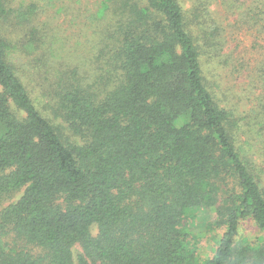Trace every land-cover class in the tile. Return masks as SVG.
<instances>
[{
	"label": "trees",
	"instance_id": "obj_1",
	"mask_svg": "<svg viewBox=\"0 0 264 264\" xmlns=\"http://www.w3.org/2000/svg\"><path fill=\"white\" fill-rule=\"evenodd\" d=\"M98 1L79 64L42 49L36 5L0 0L27 25L0 33V264H264V64L222 105L211 2ZM223 4L264 28V0Z\"/></svg>",
	"mask_w": 264,
	"mask_h": 264
},
{
	"label": "rangeland",
	"instance_id": "obj_2",
	"mask_svg": "<svg viewBox=\"0 0 264 264\" xmlns=\"http://www.w3.org/2000/svg\"><path fill=\"white\" fill-rule=\"evenodd\" d=\"M202 1L211 2L212 14L226 27L224 53L228 60L227 64L223 65V47L221 56L210 53L212 56L207 57L205 62L209 81L211 83L216 81L218 85L219 103L223 105V86L231 90L232 96L236 98L244 99L257 94L259 88H250L256 85L249 84V81L255 80L256 77L254 73V77L251 78L252 68L264 64V28L260 26L261 22L252 25L253 20L247 21L249 17L240 19L238 13L233 15L234 9L223 4V0ZM246 1L249 3V0ZM98 3V0H10L12 8L19 5H32L34 8L36 5L31 27L34 26L47 41V44L42 45V49L52 46L57 53L58 50L61 51L62 62L79 64L90 62L95 34L89 28L91 23L89 17ZM192 3L193 0H182L185 9L191 7ZM26 28V24L18 26L14 17L8 21H0L1 35L14 41L24 34ZM239 105L242 107V102ZM196 224L194 232L199 236L198 247L202 259L212 255L217 236L205 235L202 226Z\"/></svg>",
	"mask_w": 264,
	"mask_h": 264
}]
</instances>
